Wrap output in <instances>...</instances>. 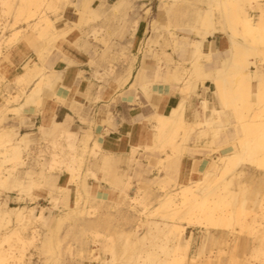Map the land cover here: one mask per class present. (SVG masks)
Instances as JSON below:
<instances>
[{
	"label": "bare ground",
	"instance_id": "obj_1",
	"mask_svg": "<svg viewBox=\"0 0 264 264\" xmlns=\"http://www.w3.org/2000/svg\"><path fill=\"white\" fill-rule=\"evenodd\" d=\"M34 1L37 3L36 11L30 9ZM0 2L2 5H9L12 0H0ZM24 2L19 5L20 13L29 12L28 25L33 26L49 46L45 45L43 51H39V58L34 60L33 64L29 60L25 63L26 71L16 78L15 84H11L13 86L7 83L11 88L10 92H6L3 86L0 88L3 97L0 118L3 112L22 114L25 107L40 105L44 89L52 91L57 101L64 103L58 93L59 82L63 81V72L49 69L45 64L51 50L57 48L56 43L59 37L65 34L62 32L63 28L59 26L63 16L60 15L59 18L54 19L42 11L44 6L56 11L60 0H24ZM132 3L133 0H115L112 3L107 0H81L80 6L83 13L90 12L100 16L126 10ZM162 8L165 15L170 13L177 18L186 17L184 26L180 28L187 32L185 35L179 36L172 30L168 32L176 37L173 41L175 47H178V50L180 48V59L184 61L192 59L193 61L191 66L184 68V73L178 65L170 71H165L162 63L156 62L155 81L161 79L166 83L179 84L182 98L169 111L155 112L152 118L156 128L155 137L161 143H172L179 139L187 141L196 136L198 138L211 136L214 140L219 134L224 133L227 136L225 143L230 142L231 145L223 152L217 151L216 157L211 158L210 161L198 160L200 164L198 171L203 175L201 179L191 180L184 184L178 192H168L164 195V199L155 209L158 213L160 209L163 210L164 219L162 221L147 220L148 233L143 235L139 233V226L144 222L141 220L139 226H133L130 230L121 229L119 236L126 239L123 249L134 251L141 247L138 257L142 262L136 264H150L152 261H156V264H166L171 255L176 258L181 257L188 264H211L208 254L206 257L203 256V252H198L195 256L189 254L191 237H187V229L202 227L207 234H216L226 239L234 231L232 223L234 210L227 209V205H235L239 201L245 179L254 180L263 175L257 167H245L242 162L249 161L264 166V162L256 161V155L264 152V116L259 120H254L251 115L249 116V112L256 106L264 105V69L260 66L264 63V0H162ZM255 9L259 10L257 15L252 14ZM140 29V20L134 19L131 45ZM18 33L19 30L8 35L3 33L0 39L6 37L10 43L15 42L19 39ZM94 35H96L95 30L85 31L76 35L75 41H79L84 36ZM216 35L222 36L221 48H214L213 43L210 42V38ZM151 38L149 30L144 40V47L150 46ZM84 43L83 46H86L87 39H84ZM207 45H211L209 50L206 49ZM257 56H260V65L257 60H254ZM135 61L136 55H133L124 68L125 74L118 75L116 78L113 76L120 87L129 82ZM108 71L112 75L115 69L108 67ZM101 72L102 69L96 68L95 76L101 77L100 74H103ZM142 74L143 69H140L135 82L131 83L132 88L138 86ZM25 82L26 84L32 82V85L22 87L21 91L24 95H21L14 88L22 86ZM206 82L214 85L212 98L208 99L203 96L200 105L193 109L192 120L188 119L187 104L191 103V96L197 89L202 87L204 92L208 91L209 87L206 86ZM61 85L67 87L65 82ZM143 88L146 95L150 97L151 92H148L151 89L150 85L145 84ZM102 99V95L95 97L96 102ZM154 100L152 96L151 103H154ZM154 105L157 109L160 108L159 104L154 103ZM208 111L210 114H207ZM78 115L82 121H87L81 112ZM232 115L240 121V125L230 128L228 124L231 122ZM113 120L109 114L108 123ZM73 122V117L69 115L63 121L54 122L51 129L42 127V130L51 137H55V140L66 139L67 142L69 140V146L73 150L69 158L65 157L64 153L53 154V165H64L58 170L54 168L53 171L45 172L46 161L39 165L38 174L52 191L49 190V193L36 192V195L33 191L35 195L33 203L35 204L32 206H11L7 199L0 202V264H26L25 244L38 237V224H45L51 216L56 227L55 229L49 228L42 240L40 248L44 251L55 250L56 252L58 250L60 239L56 241L57 248L53 241L58 228L65 221H70L69 231L78 230V232L86 229L97 231L99 227L107 225V221L101 217L91 218L96 212L90 210L89 204L94 195L90 192L86 174L90 171L89 157L93 158L92 162L101 169L111 170L116 165V155L103 151L94 130H84L82 134L74 131ZM240 134L243 138L238 140L241 137ZM28 137L29 134H20L15 127L5 125L0 127L1 187L13 191L29 192L37 185L34 179L36 173L34 169L25 170L28 176L27 182L23 181L18 174L20 168L26 164L23 159L25 149L23 145H29ZM229 138L232 141H229ZM54 143L57 145L56 141ZM174 148L176 149L175 154L168 153L166 157L161 158L165 172L161 171L159 176H163V173L169 175L177 173L183 156H193L195 153L205 154V151L198 145L191 147L182 144ZM136 150L137 148H132L131 157H134ZM90 174L97 178L95 172H90ZM116 181H122L119 174L116 175ZM71 185L76 186L73 204L70 202ZM47 194L52 195L55 207L60 209L59 214L54 215L51 209L48 215L45 214L48 208L42 206L39 200ZM18 199H23V197ZM97 199L104 200V198ZM209 200H212L211 204H207ZM254 203L261 208L259 216L263 221L260 223V230L264 237V201L257 196ZM62 207H64L63 210ZM78 232L75 236L79 235ZM160 235L163 243H159L157 247L161 252L144 247L146 239L160 237ZM131 236L135 237V240L131 241ZM154 245L157 244H152ZM82 252H84L83 249L80 250V253ZM89 253L91 256L95 255L93 250ZM161 254L165 257L162 258ZM132 258L130 256L129 260L122 264H135L131 261ZM215 264H225V260L218 258Z\"/></svg>",
	"mask_w": 264,
	"mask_h": 264
},
{
	"label": "rangeland",
	"instance_id": "obj_2",
	"mask_svg": "<svg viewBox=\"0 0 264 264\" xmlns=\"http://www.w3.org/2000/svg\"><path fill=\"white\" fill-rule=\"evenodd\" d=\"M80 1L60 0L56 11L49 9L48 6H44L42 11L54 19L59 18L60 15L63 16V20L60 21L59 26L63 28L62 32L65 34L59 37L56 43L58 45L57 48H53L48 57L53 53H63L65 51L64 45L79 47L89 52L92 69L90 70V74L83 72L87 74V76H83V79L84 81L88 80L91 87L96 88L99 84L101 91L112 79L117 81L115 79L116 76L121 75L127 62L130 61L134 54L136 55L140 51L144 53L145 57L154 59L156 62L160 61L165 71H170L178 65L182 73H184V68L191 66L192 59L186 61L180 59V48L178 50L173 41L176 37H173L168 32L172 30L177 32L179 36L185 35L187 32L182 31L180 28L184 26L186 17L180 16L177 18L175 15H170V13L165 15L162 11V0H133L131 6L126 10L115 14H101L100 16L93 15L90 12L83 13ZM107 1L112 3L115 0ZM25 2L24 0H12L11 5H2L0 2V36L3 33L8 35L19 30V39L15 42L10 43L6 37L0 39V59H7L15 46L24 43L31 48L32 54L29 61L32 63L39 58V51H43L45 45L49 46L46 40L39 36L38 31L33 26L28 25L27 21L29 19L27 20V17L29 12L20 13L19 5ZM133 4L135 6H132ZM36 6L37 3L34 1L30 9L36 11ZM258 11V9H255L252 14L257 15ZM137 18L141 22V29L136 38L138 40L140 37L141 43L137 49L138 52L135 53V48L130 44V41L132 38L133 20ZM93 30L96 31V35L84 36L79 41L71 42L72 40L75 41L76 35ZM149 30L152 38L150 39V46L147 48L144 47V40L148 36ZM84 39H87V47L79 46L82 42L85 44ZM254 60H257L260 65V56L254 58ZM260 66L264 69V63ZM108 67L115 69L112 75L109 74ZM96 68L102 69L101 73L103 74H100L101 77L95 76ZM25 69L24 72L26 71ZM15 80L6 81L0 74V87L3 86L6 92H10L11 88H9V84L7 83L13 86ZM158 81H161V79ZM3 82H6V84H3ZM31 85L32 82L29 84L25 82L20 87L16 86L18 88L15 87L14 90L19 94H23L21 91L22 87H30ZM200 93V89H197L191 96V103L187 104L186 116L188 119L192 120L191 111L199 106L200 101L203 99L204 95ZM210 98H212V93ZM250 115L254 120L261 119L264 116V105L256 106L249 112ZM0 119L1 127L5 125V121L3 118ZM153 122L154 120L152 119L150 123L152 124L153 133H155L156 128ZM239 122L232 115L228 127L233 128L235 125H240ZM240 136L238 140L243 138L242 134ZM226 137V134L222 133L214 140L211 136L204 138L196 136L187 139V141L179 139L172 143H161L154 135L153 143L144 148V154L140 153V149H137L134 157H131V154L125 157L116 156V165L111 170L101 169L92 162L94 159L89 157L88 167H90V171H88L86 177L87 182L90 184V192L94 195L91 198L89 206L90 210L96 212L91 218L101 217L107 221V225L102 228L99 227L97 231L86 229L78 232V230L69 231L71 227L70 221H65L58 228L53 241L55 248H57L56 241L60 239L61 242L60 246H58L59 248H57L58 250L56 252L55 250L44 251L40 248L41 242L48 229H55L56 227L54 219L51 216L45 224H38V237L34 241H27L25 244L24 260L26 264H122L129 260L130 256L133 257L131 260L133 263L142 262L138 257L141 247L134 251L132 249H123V243L126 239L119 236V231L121 229L130 230L133 226H139V223L143 220V225L139 226V233L143 235L149 231L147 220L155 219L162 221L164 219L163 210L160 209L158 213L155 209L160 205L159 202L164 199V195L168 192H178L184 184H187L191 180L201 179L203 175L198 171L200 169L198 160L202 162L210 161L211 158L216 157L217 151L223 152L225 148L231 145L230 142L225 143ZM54 138L44 134V139L40 140L39 144H37L36 141L28 137L30 140L29 145H23L25 148L23 159L26 164L20 168V173L18 174H20L19 176L23 181L27 182L28 176L25 170L28 168L34 169L36 172L34 179L37 185L29 192L13 191L0 186V202L7 199L8 204L11 206H32L35 204L33 203V199L36 192L43 193L47 190V193H49V190L52 191L38 174L40 170L39 165L46 161L45 172L53 171L54 168L58 170L64 165H53V154L64 153L65 157L68 158L73 154V150L69 146V140L67 142L66 139L55 140ZM228 140L232 141L231 138ZM55 141L57 145H55ZM35 144H37L38 153L31 162L30 153L33 150L32 146ZM182 144H187L191 147L198 145L205 151V154L195 153L193 156H183L177 173L173 175L163 173V176H159L161 171L165 172L161 158L166 157L168 153L175 154L176 149L174 147ZM187 157L191 158L189 167H186ZM256 161L258 163L264 162V152H259L256 155ZM242 165L249 168L257 167L260 172H263V175L254 180L245 179L239 201L235 205H227V209L234 210L232 221L234 227L233 233L224 239L223 236L207 234L202 227L188 228L186 235L187 237H191L189 248L191 256H195L198 252H203L204 257L207 254L210 256L208 259L211 264H215L218 258L225 260V264H264V237L261 234L262 230H260V223L263 219L259 216L261 208L254 203L257 196H260L264 201V166L249 161H243ZM90 172H95L97 178L90 174ZM117 174L122 178L121 182L116 181ZM33 191L35 195L32 193ZM53 191L56 193L54 188ZM75 196L76 193L72 204L74 203ZM19 197H23V199L19 200ZM96 197L104 198V200H98ZM52 200L51 194H47L39 200L42 206L48 208L45 210V214L47 215L50 209L54 215L60 213V209L55 207V201ZM211 203L212 200L207 202V204ZM61 209L63 210L64 207ZM153 211L154 213L151 214ZM77 232L79 235L75 236ZM130 240H135V237L131 236ZM162 240L161 235L160 237H150L146 239L144 247L161 252L157 246L163 243ZM152 244L157 245L152 246ZM82 249L84 250L83 254L80 253ZM90 250L94 251V256L90 255ZM161 255L162 258L165 257V255ZM150 264H156V261H152ZM166 264H188V262L179 256L176 258L171 255L169 262Z\"/></svg>",
	"mask_w": 264,
	"mask_h": 264
},
{
	"label": "crops",
	"instance_id": "obj_3",
	"mask_svg": "<svg viewBox=\"0 0 264 264\" xmlns=\"http://www.w3.org/2000/svg\"><path fill=\"white\" fill-rule=\"evenodd\" d=\"M71 42L76 41L72 40ZM210 42L213 43L214 48H221L222 36L216 35V37L210 38ZM140 43V37L138 40L136 38L133 41L132 45L135 48V53L138 52L137 49ZM79 46H83V42ZM210 47L211 45H207L206 49L209 50ZM64 49L63 53H53L45 62L49 69L63 72V81L59 82L58 93L64 103L57 101L52 91L44 89L40 105H29L25 107L22 114L3 112L1 118L4 119L5 126L17 128L20 134H29V137L39 144L38 142L44 139V134H47L42 130V127L51 129L54 122L63 121L70 115L74 119L73 130L79 132V134H82L84 130H94L104 152L125 157L129 156L132 148L135 147L140 149V153L144 154V148L154 141V133L150 123L153 115L158 110L169 111L181 100L180 85L155 81L154 67L156 61L145 57L144 53L140 51L136 54V61L129 82L120 87L118 81L112 79L100 91L99 84L96 88H93L88 80L84 81L83 79V76H87L83 72L90 74L92 69L90 66V53L79 47L69 45H64ZM31 54L32 51L29 45L20 43L15 46L7 59H0V74L2 77L9 81L15 80L23 74L24 65ZM140 69H143V74L139 79V84L137 87L132 88L131 83L135 82ZM121 74H125L124 71ZM62 82H65L67 87L62 86ZM3 84H6V82H3ZM145 84L150 85L151 89L148 91L151 92L150 97L146 95L143 88ZM206 86L209 87L208 91L204 92L201 87L200 94L209 99L214 85L211 82H206ZM99 95H102L103 99L96 102L95 97ZM152 96L155 99L154 103L159 104L160 108L157 109L154 103H151L150 98ZM2 105L3 97L0 89V107ZM79 112L87 120L86 122L80 119ZM209 113L208 111L207 114ZM109 114L114 119L110 122L111 124L108 123ZM191 117H193V110L191 111ZM37 144L32 146L31 162L38 153ZM190 160V157L186 158V167L190 166ZM47 192L45 190L43 193ZM75 193L76 186L71 185V204Z\"/></svg>",
	"mask_w": 264,
	"mask_h": 264
}]
</instances>
